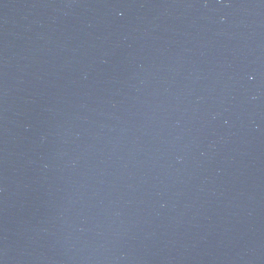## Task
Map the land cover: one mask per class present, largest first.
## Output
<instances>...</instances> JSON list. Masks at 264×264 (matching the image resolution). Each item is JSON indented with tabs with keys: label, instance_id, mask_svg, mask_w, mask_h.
I'll list each match as a JSON object with an SVG mask.
<instances>
[{
	"label": "water",
	"instance_id": "water-1",
	"mask_svg": "<svg viewBox=\"0 0 264 264\" xmlns=\"http://www.w3.org/2000/svg\"><path fill=\"white\" fill-rule=\"evenodd\" d=\"M0 264H264V0H0Z\"/></svg>",
	"mask_w": 264,
	"mask_h": 264
}]
</instances>
